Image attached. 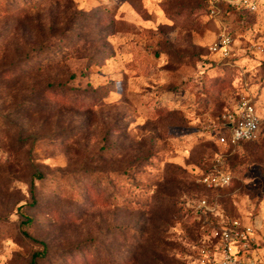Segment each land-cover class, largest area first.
<instances>
[{
    "label": "rangeland",
    "instance_id": "1",
    "mask_svg": "<svg viewBox=\"0 0 264 264\" xmlns=\"http://www.w3.org/2000/svg\"><path fill=\"white\" fill-rule=\"evenodd\" d=\"M235 222L264 258V0H0V264H218Z\"/></svg>",
    "mask_w": 264,
    "mask_h": 264
},
{
    "label": "built area",
    "instance_id": "2",
    "mask_svg": "<svg viewBox=\"0 0 264 264\" xmlns=\"http://www.w3.org/2000/svg\"><path fill=\"white\" fill-rule=\"evenodd\" d=\"M224 119L225 131L218 136L221 144L236 145L240 141L254 139L260 131L261 119L255 105L250 100L243 99L238 104L235 115L224 116ZM204 181L226 184L229 182V176H207ZM249 233L250 228L240 227L238 222H235L232 227L224 228L220 234L221 252L218 264H244L241 252L247 249ZM248 262L249 264H264V258L248 257Z\"/></svg>",
    "mask_w": 264,
    "mask_h": 264
},
{
    "label": "trees",
    "instance_id": "3",
    "mask_svg": "<svg viewBox=\"0 0 264 264\" xmlns=\"http://www.w3.org/2000/svg\"><path fill=\"white\" fill-rule=\"evenodd\" d=\"M225 125H226V122H225V119H224L223 126H225ZM251 140H252V139H251ZM217 141H218V139H217ZM245 141H250V140H243V141H240L239 143H241V142H245ZM239 143H238V144H239ZM36 178H38V179L42 178V175H41V173H40L39 171H36ZM31 264H35V258H33Z\"/></svg>",
    "mask_w": 264,
    "mask_h": 264
}]
</instances>
